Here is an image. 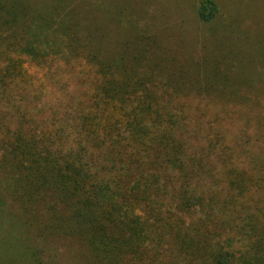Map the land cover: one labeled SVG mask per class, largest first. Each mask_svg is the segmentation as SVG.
<instances>
[{"label": "trees", "instance_id": "1", "mask_svg": "<svg viewBox=\"0 0 264 264\" xmlns=\"http://www.w3.org/2000/svg\"><path fill=\"white\" fill-rule=\"evenodd\" d=\"M67 1L0 0V190L26 211L37 201L49 218L66 206L93 250L113 242L160 264H264V176L256 173L263 164L239 169L219 134L198 150L189 146L182 136L195 122L179 99L188 95L180 75L139 69L142 47L116 54L92 47L79 35L85 1ZM217 13L216 0L198 2L199 20ZM16 14L36 27L23 22L15 31ZM79 59L94 69L74 72L72 89V77L48 68ZM33 64L48 69L32 75ZM41 100L47 108L35 105V113L25 106Z\"/></svg>", "mask_w": 264, "mask_h": 264}, {"label": "rangeland", "instance_id": "2", "mask_svg": "<svg viewBox=\"0 0 264 264\" xmlns=\"http://www.w3.org/2000/svg\"><path fill=\"white\" fill-rule=\"evenodd\" d=\"M78 1L68 0L64 5L70 7ZM83 1L78 7L82 19L79 35L92 47L98 45L104 54L126 52L127 46V52L142 47L146 57L139 59V69H165L161 75L171 80L180 75V87L188 95L179 99L190 106L189 114L195 122L182 136L189 146L198 150L207 137L219 134L227 147L225 156H232L239 169L245 172L256 161L264 166V70L261 76L257 73L264 69V0H216L218 13L210 22L196 15L200 0ZM16 15L15 31L23 22L28 29L36 27H31V20L21 22ZM95 30L99 35L90 37L88 33ZM37 41L45 44L42 37ZM151 58L159 61L152 64ZM48 68L57 69L61 78H71L79 69H94L84 59L74 63L52 61ZM48 68L33 64L29 71L34 75L37 69ZM74 79L68 89L79 86ZM34 83L39 86L37 80ZM43 85L53 87L46 80ZM60 86L56 82L55 88ZM40 103L42 100L29 101L25 106L44 107ZM42 118L36 116L40 121ZM241 146L247 149L244 156ZM256 173L264 176V169ZM252 177L253 170L247 179ZM5 180L6 174L0 171V186ZM0 197V264H160L150 258V253L138 259L113 242L102 251L93 250L84 235L75 230L68 218L70 210L64 205L58 206L61 209L56 217L49 218L39 211L37 201L32 210L26 211L21 199L9 189L1 188Z\"/></svg>", "mask_w": 264, "mask_h": 264}]
</instances>
